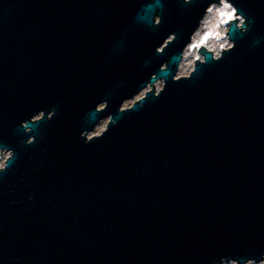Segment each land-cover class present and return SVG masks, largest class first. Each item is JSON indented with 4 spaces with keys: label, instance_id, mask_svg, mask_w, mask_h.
<instances>
[{
    "label": "water",
    "instance_id": "95a60500",
    "mask_svg": "<svg viewBox=\"0 0 264 264\" xmlns=\"http://www.w3.org/2000/svg\"><path fill=\"white\" fill-rule=\"evenodd\" d=\"M226 1L177 77L221 0H0V264L264 259V0Z\"/></svg>",
    "mask_w": 264,
    "mask_h": 264
},
{
    "label": "rangeland",
    "instance_id": "374dc122",
    "mask_svg": "<svg viewBox=\"0 0 264 264\" xmlns=\"http://www.w3.org/2000/svg\"><path fill=\"white\" fill-rule=\"evenodd\" d=\"M235 9L226 0H222V4L216 3L210 6L209 11L202 21L200 28L193 36V40L184 50L183 59L180 64V68L177 74L179 76L188 75L194 68L195 59H203V55L199 51L201 45L207 47V50H212L215 56H220L223 49H226L232 45L229 40L227 31L229 27V19L235 18ZM239 22H242L240 18ZM223 47V49L221 48ZM163 86V81H158L155 85L157 90ZM148 87L147 89H151ZM143 90L134 100H130L124 104V107H129L135 100L143 96L146 90ZM108 123V119H104L96 126V128L90 133L89 136L100 134ZM9 156L7 151L0 149V168L5 164V160Z\"/></svg>",
    "mask_w": 264,
    "mask_h": 264
},
{
    "label": "flooded vegetation",
    "instance_id": "af4514ba",
    "mask_svg": "<svg viewBox=\"0 0 264 264\" xmlns=\"http://www.w3.org/2000/svg\"><path fill=\"white\" fill-rule=\"evenodd\" d=\"M224 1V0H223ZM221 2H222V0H221ZM213 5V4H212ZM210 8V7H209ZM208 11H209V9H208ZM207 15V14H206ZM240 24V23H239ZM200 28V27H199ZM228 29H229V27H228ZM204 57V56H203ZM161 81V80H160ZM221 264H264V259L262 260V261H260V262H256V261H253V260H251V261H248V262H245V263H238L237 261H224L223 263H221Z\"/></svg>",
    "mask_w": 264,
    "mask_h": 264
},
{
    "label": "built area",
    "instance_id": "2783aa9c",
    "mask_svg": "<svg viewBox=\"0 0 264 264\" xmlns=\"http://www.w3.org/2000/svg\"><path fill=\"white\" fill-rule=\"evenodd\" d=\"M4 166V165H3Z\"/></svg>",
    "mask_w": 264,
    "mask_h": 264
}]
</instances>
